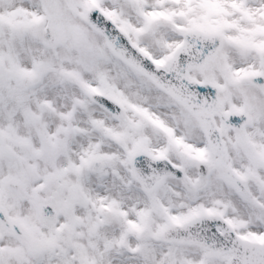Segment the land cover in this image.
Listing matches in <instances>:
<instances>
[{
	"label": "snow or ice",
	"instance_id": "snow-or-ice-1",
	"mask_svg": "<svg viewBox=\"0 0 264 264\" xmlns=\"http://www.w3.org/2000/svg\"><path fill=\"white\" fill-rule=\"evenodd\" d=\"M0 264H264V0H0Z\"/></svg>",
	"mask_w": 264,
	"mask_h": 264
}]
</instances>
